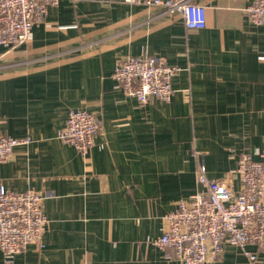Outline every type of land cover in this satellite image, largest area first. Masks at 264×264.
<instances>
[{"label": "crops", "instance_id": "1", "mask_svg": "<svg viewBox=\"0 0 264 264\" xmlns=\"http://www.w3.org/2000/svg\"><path fill=\"white\" fill-rule=\"evenodd\" d=\"M196 2L199 31L160 8L60 0L29 44L0 48V134L31 140L0 164V186L47 195L49 220L43 247L11 264H180L152 241L201 190V160L239 188L240 155L264 150V25L245 13L253 0ZM147 55L180 69L170 103L142 105L114 78L118 59ZM71 110L102 121L86 157L58 138ZM216 264L249 262L229 247Z\"/></svg>", "mask_w": 264, "mask_h": 264}, {"label": "built area", "instance_id": "2", "mask_svg": "<svg viewBox=\"0 0 264 264\" xmlns=\"http://www.w3.org/2000/svg\"><path fill=\"white\" fill-rule=\"evenodd\" d=\"M124 1L160 8L166 15L179 17L187 30L207 27L206 8L197 0ZM59 2L0 0V48L13 51L29 44L34 27L43 23ZM245 13L251 23L263 26L264 0H253ZM179 71L156 55L128 57L117 60L114 78L126 96L142 105L152 99L170 103L174 95L172 82ZM101 127L102 121L90 112L71 110L58 138L86 157ZM30 143L28 138L0 134V164L11 159L15 148ZM197 174L201 190L165 216L166 228L152 245L171 251L180 264H216L229 247L241 249L249 264H256L258 253L264 252V150L240 155L235 170L239 188L228 178L208 177L204 160ZM46 197L34 190L18 193L0 186V252L7 264L30 246L43 247L49 224L43 211Z\"/></svg>", "mask_w": 264, "mask_h": 264}]
</instances>
